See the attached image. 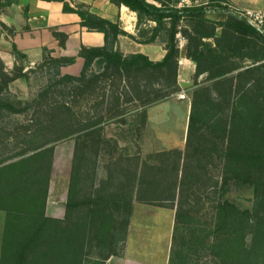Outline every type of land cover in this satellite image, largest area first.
Segmentation results:
<instances>
[{
    "label": "trees",
    "instance_id": "trees-1",
    "mask_svg": "<svg viewBox=\"0 0 264 264\" xmlns=\"http://www.w3.org/2000/svg\"><path fill=\"white\" fill-rule=\"evenodd\" d=\"M61 1L65 12L79 15L83 28L104 34L105 45L81 48L77 58L84 66L77 77L62 74L76 57L45 52L31 74L40 73L47 85L30 105L44 116L37 112L34 124L15 133L0 128V212L5 214L0 264H106L122 257L136 204L176 211L169 264H264V36L235 18L228 0H200L191 7H181L183 0H152L158 6L148 0H110L136 14L140 44L159 40L165 45V58L155 63L118 49L119 37L126 35L118 24ZM210 12L228 17L212 21ZM180 38L187 41L183 51ZM12 53L19 62L12 73L0 61L1 122L12 120L4 110L16 109L3 95L9 84L30 81L31 70L24 72L27 56L15 45ZM182 55L197 66L185 152H163L140 163L115 158L109 150L107 174L100 179L102 152L110 149L107 139L96 124L71 131L74 115L58 97L66 90L71 95L93 90L97 66L103 76L148 74L178 91ZM74 134L81 135L65 216L53 218L47 204L55 146ZM13 140L23 147L11 148ZM237 189L251 192V209L229 199Z\"/></svg>",
    "mask_w": 264,
    "mask_h": 264
},
{
    "label": "rangeland",
    "instance_id": "rangeland-1",
    "mask_svg": "<svg viewBox=\"0 0 264 264\" xmlns=\"http://www.w3.org/2000/svg\"><path fill=\"white\" fill-rule=\"evenodd\" d=\"M200 4V0L194 3L191 0H183L181 7ZM217 15L228 17L227 14ZM217 15L210 13L208 16L217 20ZM181 42L183 43L184 40ZM40 62L32 68L33 70H28H31L29 82L18 79L20 82L16 80V83L9 84L8 90L4 92V97L14 103L16 109L4 110L3 114L11 117L12 120L0 121V128L14 132L15 128L31 126L33 123L31 119L37 112L38 117L44 116L41 111L30 107L40 90L47 85V79H42L40 73L31 74ZM94 73L98 79L94 82L93 90L82 95H71L69 90H66L65 94L58 97V100L66 102L74 115L71 131H76V128L80 130L82 125L96 124V128L101 129L103 136L107 139L108 142L104 145L110 149H106V153L102 152L100 179H104L107 174L109 150L115 158L131 157L139 159L140 163L149 162L150 157L153 158L163 152L176 150L185 152L190 104L194 91V76L191 77L188 70L180 76L178 72V91L177 88L170 87L166 81L163 83L148 74L121 77L108 73L103 76L104 69L98 66L94 68ZM36 128L37 126H34L33 130ZM22 131L25 132L21 129L19 133ZM80 135L74 134L55 146L49 193L51 192L52 195L51 214L55 218L59 217L58 219H63L65 216L66 202L64 200L68 196L75 143ZM10 145L11 148L16 145L23 147L14 140ZM229 199L242 208L251 209L252 207L251 192L247 189L234 190L229 195ZM171 210L176 212L174 209ZM3 228L4 215L0 213V240Z\"/></svg>",
    "mask_w": 264,
    "mask_h": 264
},
{
    "label": "crops",
    "instance_id": "crops-1",
    "mask_svg": "<svg viewBox=\"0 0 264 264\" xmlns=\"http://www.w3.org/2000/svg\"><path fill=\"white\" fill-rule=\"evenodd\" d=\"M65 2L73 9L85 6L90 13L118 24L126 33L125 36L119 37L118 42V49L124 55L142 54L155 63L161 62L165 58L167 53L165 45L159 40L153 44H140L137 41V17L128 8L124 6L119 8L110 0H65ZM148 2L158 6L152 0H148ZM228 4L234 11V17L236 16L235 11L264 13V0H228ZM210 13L219 14L217 12ZM217 16V20L211 19L209 16L208 18L217 22L226 19L221 15ZM81 22L78 14L64 11V2L61 0H0V61L4 64L7 72H12L19 65L12 53L15 45L27 56L29 64L25 63L24 71L27 72L43 59L45 52L51 53L53 57L77 58L83 46L88 48L104 47V34L89 32L82 27ZM151 27H154V24ZM222 31L221 27L217 28L218 37L221 36ZM63 40L64 47L61 46ZM181 40L184 39L180 38V50L183 51L187 41L184 40L182 43ZM256 41L259 47L263 46L260 38H257ZM206 42L216 48L214 39L208 38ZM221 44L223 46V43ZM252 62V60L246 59L245 65H251ZM83 66V59L77 58L75 65L62 69V74L77 77L81 74ZM196 68L194 62L183 55L180 57L179 76L188 70L189 75L193 77ZM206 77L207 74L201 76L199 81ZM16 82H20V80ZM51 197L50 192L47 214L55 218L51 214ZM66 201L67 197L64 202ZM0 213L4 215L5 223V214ZM174 222L175 212L171 209L136 204L129 227L126 251L122 257H112L106 264H169Z\"/></svg>",
    "mask_w": 264,
    "mask_h": 264
},
{
    "label": "built area",
    "instance_id": "built-area-1",
    "mask_svg": "<svg viewBox=\"0 0 264 264\" xmlns=\"http://www.w3.org/2000/svg\"><path fill=\"white\" fill-rule=\"evenodd\" d=\"M184 2L187 3V1ZM235 14L239 19L245 21L249 26L264 36V13L254 11H235Z\"/></svg>",
    "mask_w": 264,
    "mask_h": 264
}]
</instances>
